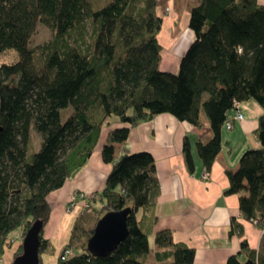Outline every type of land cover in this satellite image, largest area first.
Segmentation results:
<instances>
[{"label":"trees","instance_id":"1","mask_svg":"<svg viewBox=\"0 0 264 264\" xmlns=\"http://www.w3.org/2000/svg\"><path fill=\"white\" fill-rule=\"evenodd\" d=\"M157 10L158 0H0V54L14 50L19 56L15 63L0 64V262L18 239L13 234L20 231L24 240L37 222L42 224L40 253L50 244L44 237L51 221L50 195L88 165L103 129L115 120L122 127L113 128L102 150L104 162L114 166L98 194L97 221L82 229L80 221L90 213L80 217L59 263L145 264L154 236L157 261L195 264L196 249L176 243L169 230L156 233L161 185L153 155L140 151L116 160V145L159 115L201 128L205 114L214 136L197 148L210 172L235 103L255 100L264 109V5L201 0L190 13L197 39L176 74L160 69L163 19ZM42 24L52 39L42 47L37 65L31 42ZM68 108L74 113L64 122ZM259 122L262 147L247 150L239 169L227 172V194H239L242 219L264 230V116ZM33 129L42 137L37 152ZM183 148L192 174L189 137ZM128 207V239L113 254L95 258L87 245L97 223L107 212ZM243 231V224L233 220L232 233L243 239L249 260L235 255L227 264H264V235L256 251ZM79 240H84L80 246ZM67 249L72 255L63 261ZM22 252L23 244L16 258Z\"/></svg>","mask_w":264,"mask_h":264},{"label":"crops","instance_id":"2","mask_svg":"<svg viewBox=\"0 0 264 264\" xmlns=\"http://www.w3.org/2000/svg\"><path fill=\"white\" fill-rule=\"evenodd\" d=\"M200 2L158 0L157 12L163 19L158 36L163 48L161 71L179 72L181 58L197 39L189 23L191 10ZM258 2L264 5V0ZM241 106L245 118L241 122L234 121L232 130L224 127V131L223 128V149L210 172L199 158L197 148L198 142L206 144L214 136L205 114L202 115L204 126L201 128L181 122L170 114L159 115L132 130L124 144L116 145V160L125 154L140 151H149L153 155L161 185L156 209V233L169 230L173 232L176 243L196 249L195 264H227L229 258L235 255H240L242 262L249 260V255L242 252L243 239L238 233H232L233 220L243 224L244 239L251 249L258 251L261 246L264 230H259L254 222L242 219L239 194H227L230 187L227 172L239 169L242 155L247 150L262 147L256 133L264 109L255 100L243 102ZM236 114L235 110L231 111L229 120L233 121ZM117 127L122 125L112 120V127L103 129L101 142L88 165L74 174L63 188L50 195L51 221L44 235L50 244L41 252L42 264H60V255L63 248L71 243L76 223L94 208V204L100 203L98 194L104 191L114 166L104 162L102 150L110 132ZM187 137L192 143L196 169L192 174L188 170L183 148ZM207 173L208 179L205 178ZM74 194L84 195L90 208L86 209L84 201L71 206Z\"/></svg>","mask_w":264,"mask_h":264},{"label":"water","instance_id":"3","mask_svg":"<svg viewBox=\"0 0 264 264\" xmlns=\"http://www.w3.org/2000/svg\"><path fill=\"white\" fill-rule=\"evenodd\" d=\"M132 208L107 212L97 223L94 235L89 239L87 250L95 257H107L117 251L129 237L128 219ZM41 222L35 223L23 240V252L12 264H40Z\"/></svg>","mask_w":264,"mask_h":264},{"label":"rangeland","instance_id":"4","mask_svg":"<svg viewBox=\"0 0 264 264\" xmlns=\"http://www.w3.org/2000/svg\"><path fill=\"white\" fill-rule=\"evenodd\" d=\"M52 39V33H50V31L42 24L38 27L36 35L33 37L31 45H32V49L34 52V56L36 58V64L40 65L41 63V59H42V47L45 45V43L49 42ZM19 60V56L17 55L16 51L14 50H10L7 52H4L2 54H0V64H11V63H15ZM73 109L68 108V111H64L63 115H62V120H64V122L67 121L68 117L71 116L73 114ZM228 130V129H227ZM224 131H226V129L224 128ZM33 136H32V150L34 151H39L42 147V137L39 133H37L35 131V129L32 130ZM77 194L73 195L76 196ZM79 196V195H78ZM81 201V200H80ZM93 209L89 210L88 213L90 214H85L84 218L80 221V228L84 229V228H91L95 225L97 218L96 215H94L95 213V209L97 208V210H99V208H101L100 203L94 204L93 205ZM80 220V219H79ZM20 231L16 232L13 234L12 238H18L13 244V247L8 248V250L5 253V256L2 260V262H0V264H12L17 256V253H19V249L21 244H23V240L21 238L20 235ZM84 240H79L77 243L78 246H80L82 244ZM150 248H152V252L151 254L146 258L147 261L145 264H170L169 263H160L159 261H157L156 259V252L159 251V248L156 245L155 242V237L151 236L150 238ZM75 252H79V250L76 249Z\"/></svg>","mask_w":264,"mask_h":264},{"label":"built area","instance_id":"5","mask_svg":"<svg viewBox=\"0 0 264 264\" xmlns=\"http://www.w3.org/2000/svg\"><path fill=\"white\" fill-rule=\"evenodd\" d=\"M241 108H242L241 103L236 102V103H235L234 110H235V113H237V114H236V117L234 118L233 121H232V120H228V121L226 122V127H227L228 130H232V129L234 128V121L241 122V121L244 120L245 115H244V113L241 111ZM208 177H209V174H208V173L205 174V178L208 179ZM80 200L85 202V203H84V204H85L84 206L86 207V209H89V208H90V205H89V203L86 201L84 195H81V196L76 195V196H74L73 201H72V203H71V206H76V205L80 202ZM71 255H72L71 250H69V249L65 250V253H64V255L62 256V260L64 261L65 259L69 258Z\"/></svg>","mask_w":264,"mask_h":264}]
</instances>
